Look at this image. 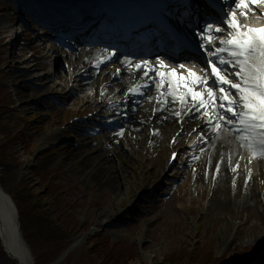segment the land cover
Instances as JSON below:
<instances>
[{
  "label": "rangeland",
  "instance_id": "obj_1",
  "mask_svg": "<svg viewBox=\"0 0 264 264\" xmlns=\"http://www.w3.org/2000/svg\"><path fill=\"white\" fill-rule=\"evenodd\" d=\"M25 3L21 0L22 5ZM16 4L18 0H0V80L4 82L0 85V123L12 120L20 107L21 109L35 107L29 114L36 112L39 116V112H46L52 107L62 111L68 110L74 107L78 99L75 97L66 103L67 95L65 90H61L64 82L60 76L64 71L61 68H54L56 57L41 59L43 49L37 46L38 42L31 40L40 29L37 28L35 34L31 33L28 40L20 37L15 45L9 43L10 32L24 28L23 23L26 21L31 22L29 14L21 12L23 22L13 29L5 27L13 18V13L6 8ZM47 44L51 45V41ZM10 52L14 54L13 59ZM32 57L40 61L44 69H36V61ZM60 59L64 64V59L59 57ZM10 70H17L16 74H19V77L13 79ZM47 80L50 84H47ZM54 83L59 86L53 91L49 88L50 85H55ZM72 86L77 92L81 89L78 82H74ZM34 92L40 94L35 95ZM79 94L82 97L85 95L95 97L91 87L85 89V93ZM94 110L95 108L83 107L81 111H74L77 115L74 118L92 113ZM68 119L71 120L70 116ZM105 122L95 119L90 123L78 121L73 123L77 129L86 130L87 127L100 128ZM39 124L40 121L32 117L29 122L19 120L10 128L5 124L0 127V167L3 186L17 203L24 235L34 251L38 264H50L54 261L70 246L68 242L72 235L76 237V241L71 244L73 246L69 254L59 264H93L92 260L94 264L101 262L96 259H106L110 264L117 260L118 264H138L144 261L142 260L144 254L148 256L145 263L149 261L150 264H183L187 262L191 250L196 251L192 261H201L202 257L211 251L217 257L237 255L239 260L242 258L239 253H251L252 258L249 261H259L264 253V226L261 228L253 226L256 221L255 209L250 213L247 227L244 230H237V221H244L248 212L235 218L233 220L235 225L231 227L226 225L229 221L225 218L219 215L205 217L202 211L199 212V209L193 207L203 200L207 205L211 196L208 187L206 194L203 195L202 191L206 185L199 179L184 181L174 189L175 192L171 196L163 197L162 194H168L170 189H162L153 197L154 201L141 196L135 203L132 214L127 212V206L112 220L98 218L107 205L113 202L114 194L110 193L107 197L105 192H99L95 186L89 184L84 179V174L80 175L82 167L78 168L77 163H80L81 159L77 153L65 154L59 158L58 163L46 164L50 157L60 154L66 146L72 145V141L60 138L44 149L34 152V143H38L43 136L42 132L38 134L36 131L35 127ZM69 130L75 136L72 129ZM161 146L162 144H159L157 152L161 151ZM170 152L171 149L167 150L163 161H167ZM30 156L31 162H28ZM240 166L243 169L242 174L247 178L258 176V170L253 162L251 165L242 162ZM49 174L57 175L58 179L51 180L48 178ZM246 187L249 185L246 184ZM34 194L39 197L32 198ZM122 216L132 221L119 224ZM194 221H198L202 227L198 230L197 237L191 239L188 232L194 228ZM140 231L142 235L139 238ZM1 250L0 247V264H11Z\"/></svg>",
  "mask_w": 264,
  "mask_h": 264
},
{
  "label": "bare ground",
  "instance_id": "obj_2",
  "mask_svg": "<svg viewBox=\"0 0 264 264\" xmlns=\"http://www.w3.org/2000/svg\"><path fill=\"white\" fill-rule=\"evenodd\" d=\"M39 2L42 10L40 16L45 23L48 22L46 23L48 26L59 28L66 33L74 32V25H69L74 23L72 8L62 6L72 2L71 0H40ZM65 7L66 9L60 11ZM8 9L14 11L19 7L10 6ZM122 17L126 18V14L124 13ZM17 20L20 18L15 19V21ZM92 24L96 26L106 24L102 23L101 19L98 21L87 19V23L84 25L86 34L95 32L100 36L103 32L91 26ZM6 27L13 26L11 24ZM42 49L41 59L50 57V52L54 54L65 52L57 47L50 48L45 43ZM108 53L109 50L103 46H82L73 52H65L66 64L64 74L61 76L65 83L61 85V90L68 91L72 81L79 79L83 69L100 68L102 65L106 66L112 63L102 72L87 78L84 81V86L90 85L96 88L97 96L101 98V102L114 93L113 87L110 86L112 84H115L124 95L130 96L131 93L138 91L143 93V99L135 107L127 108L130 109L131 121L118 133H110L109 136L99 138L93 133H86L87 137H83L76 126L71 128L67 126L70 120L68 116L72 118L76 115L74 111L79 109L76 106L84 104L85 108L95 106L97 109L99 107L97 100L87 96H78V100L74 104L75 108L62 111L52 107L46 112H39V116L36 112L29 114L34 111L35 107H22L23 109L20 107L14 118L1 122L0 127L5 124L7 128H10L19 120L29 122L32 117H36L40 121V124L35 127L36 131L38 134L42 132L43 136L38 143H34V152L47 147L50 143H55L60 138H64L66 141L72 140V145L66 146L60 151V154L50 157L46 164L58 163L61 156L77 153L81 159L80 163H77L78 168L82 167L80 175L84 174V179L95 186L99 192H105L107 197L110 193L114 194L113 202L108 204L105 211L98 216V218L105 217L106 221L116 218L125 207L134 204L139 193L144 189L150 188L152 184H156V187L159 186V179L169 166L168 162L163 159L167 150L170 149L172 136H175L177 142L182 143L184 137L195 127L200 131L205 130L210 135V143L204 164L201 169L195 171L194 175L196 174V178L209 187L212 193L207 205L203 200L199 205L193 207L199 209V212L202 211L205 217L219 215L225 218L229 221L226 225H231V227L235 225L233 221L235 218L248 212L244 221L240 223L237 221L238 228L241 230L247 227L250 213L255 209L256 221L253 226L263 227L264 158L256 157L258 176H254L248 181L249 188H247L245 177L236 178L235 176V174H239L236 165L237 152L245 145V142L240 139L239 133L232 130L231 125L221 121L223 127L220 128L221 130H217L204 126L203 118L200 116L194 120L189 119L185 113L196 112L197 103L186 101L181 103L177 98L180 95L179 92L184 91L183 89L170 88L164 83L166 78L149 73L146 67L138 69L134 59H118L117 57L113 59ZM10 57L13 59V52H10ZM34 61H36V69H44V65L40 61L37 59ZM17 72V70H10L9 73L13 79H17L19 77ZM146 72L147 75H145ZM99 74L100 76H98ZM47 84H50V81ZM58 86L59 84L50 85L49 89L54 91ZM34 93L35 95L40 94ZM111 108L112 106L107 104L98 110L97 115L104 116ZM214 109L215 105L208 108L205 116L217 121L219 112L218 109L215 111ZM69 129H72L75 136L70 133ZM178 131H180L179 134ZM175 134H178V137ZM159 144H162L161 151L157 152ZM180 155L181 152L177 156ZM146 159L150 162H147ZM28 162H31V156L28 158ZM1 177L2 168L0 167V244L5 257L10 260L11 264H37L31 246L19 227L20 216L17 204L6 187L1 184ZM188 178L189 182L191 178ZM202 192L205 195V192ZM194 222V228L188 232L191 239L197 237L198 230L202 227L198 221ZM220 230L222 232L223 227ZM141 232L138 234L139 238L142 235ZM147 258L148 256L144 254L142 256L144 261L138 264H150L149 261L145 263Z\"/></svg>",
  "mask_w": 264,
  "mask_h": 264
},
{
  "label": "snow or ice",
  "instance_id": "obj_3",
  "mask_svg": "<svg viewBox=\"0 0 264 264\" xmlns=\"http://www.w3.org/2000/svg\"><path fill=\"white\" fill-rule=\"evenodd\" d=\"M255 5L264 6V0H223L220 19L206 22L203 29L197 32L200 46L204 47L205 42L215 39L214 33L223 32V28L217 25H224L228 29L227 39L220 40V47L206 50L203 62L211 69V85L204 76L191 69L188 76L176 79L177 72L167 70L163 60H159V64L165 70L151 68L149 61H143L136 67L150 68L156 76L166 78L164 83L170 88L183 89L186 96L194 101L200 97L199 107L204 108L206 113L209 107L215 105L214 111L219 109L224 115L217 113V121L213 123L209 119V123L217 130L221 127V121L231 125L232 130L240 134L245 146L257 158H264V26L241 24L235 11L241 9V14L246 16L243 9H252ZM179 67L184 68L185 65ZM199 85H208L206 93L196 91Z\"/></svg>",
  "mask_w": 264,
  "mask_h": 264
},
{
  "label": "trees",
  "instance_id": "obj_4",
  "mask_svg": "<svg viewBox=\"0 0 264 264\" xmlns=\"http://www.w3.org/2000/svg\"><path fill=\"white\" fill-rule=\"evenodd\" d=\"M28 198H31L30 196H27ZM32 201V200H31ZM30 201V202H31ZM98 247V246H97ZM91 249H93V247H91ZM91 253H93V251H91ZM115 253V252H114ZM116 254V253H115ZM117 255V254H116ZM91 260V258H90ZM116 260V259H115ZM96 261H101L100 263L97 264H110L109 262L106 261V259L104 260H100V259H96ZM93 264H94V260H92ZM115 262V261H114ZM113 264V263H112ZM114 264H118V260L114 263Z\"/></svg>",
  "mask_w": 264,
  "mask_h": 264
}]
</instances>
